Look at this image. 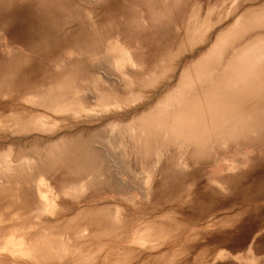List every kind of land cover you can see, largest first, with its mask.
Wrapping results in <instances>:
<instances>
[{
    "label": "rangeland",
    "instance_id": "374dc122",
    "mask_svg": "<svg viewBox=\"0 0 264 264\" xmlns=\"http://www.w3.org/2000/svg\"><path fill=\"white\" fill-rule=\"evenodd\" d=\"M0 264H264V0H0Z\"/></svg>",
    "mask_w": 264,
    "mask_h": 264
}]
</instances>
